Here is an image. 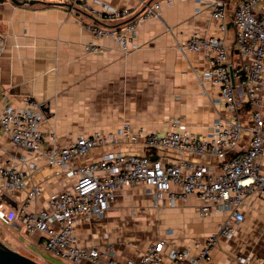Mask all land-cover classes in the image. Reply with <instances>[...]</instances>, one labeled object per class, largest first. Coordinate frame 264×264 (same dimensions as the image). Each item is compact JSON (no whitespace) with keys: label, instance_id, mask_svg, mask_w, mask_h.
Masks as SVG:
<instances>
[{"label":"crops","instance_id":"obj_1","mask_svg":"<svg viewBox=\"0 0 264 264\" xmlns=\"http://www.w3.org/2000/svg\"><path fill=\"white\" fill-rule=\"evenodd\" d=\"M106 1L133 9L131 15L108 23L112 26L130 20L145 7L141 0ZM226 1L225 31L210 9L203 7L198 11L194 0H174L170 6L163 2L161 17L147 20L140 27L136 38L140 48L126 53L113 38H98L88 31L84 23L91 19L89 14L72 11L70 0H39L23 5L0 0V30L5 38L0 56V108L8 102L22 106L25 98L39 102L44 114V148L67 144L96 130L113 131L123 122L132 128L163 131L176 117L197 136L207 137L214 121L224 113L216 99L219 88L200 82L210 66L205 52L183 53L177 43L194 34L219 36L230 46L233 61L249 60L233 50V14L239 0ZM257 9H264V2ZM92 41L101 46L99 52L85 50ZM107 149L95 148L86 158L76 161L99 159ZM114 149L144 151L141 146L120 145ZM161 157L166 162L176 161L166 153ZM191 157L218 162L214 156ZM0 163L17 166L28 183L26 190L15 192L0 187V210L19 207L33 185L40 186V193L28 209H49L50 196L71 189L76 182L75 177L58 173V168L45 157L18 147L1 125ZM260 163L264 172V151ZM202 202L197 195L184 200H157L143 182L125 184L104 216L77 218L76 238L82 246L103 251L112 247L120 260H139L150 244L161 239L166 241L165 254L171 248H179L198 256L201 246L196 242L202 243L215 233L227 216L225 211L202 215ZM243 213L245 217L236 234L232 238L221 236L214 247L215 264H236L239 255L251 256L252 264H264L261 193L253 192L247 198ZM0 238L40 262L45 260L44 251L64 260L46 250L42 233L28 232L20 220L11 224L0 220ZM198 264L209 263L203 260Z\"/></svg>","mask_w":264,"mask_h":264},{"label":"built area","instance_id":"obj_2","mask_svg":"<svg viewBox=\"0 0 264 264\" xmlns=\"http://www.w3.org/2000/svg\"><path fill=\"white\" fill-rule=\"evenodd\" d=\"M141 0L144 9L130 20L118 25L108 23L122 20L132 14L131 7H116L106 0H70L72 11H86L90 20L84 27L98 38H113L128 53L140 48L136 42L140 27L147 20L161 17L163 2L169 6L174 0ZM185 1V0H181ZM197 10L209 8L212 17L227 29L226 0H194ZM264 0H239L233 14L235 42L233 50L249 60L233 61L232 51L223 37L192 35L177 43V48L204 51L210 66L200 82L218 86V104L224 109L213 123L207 137H199L181 118H173L163 131L132 128L121 123L113 131L96 130L90 135H79L64 144L44 148L41 128L44 114L41 104L25 98L22 106L8 102L0 108V125L12 141L30 153L46 158L58 168V173L75 177L71 189L50 196L49 209L29 210V204L40 193L33 185L19 207L0 210V220L11 224L20 220L30 233L40 232L46 250L73 264H198L213 262V249L221 236L232 238L244 219L243 206L247 198L258 191L264 198V172L260 157L264 151V9L257 6ZM4 34L0 30V56L4 48ZM95 42L85 45L88 52H99ZM141 146L143 152L118 151L114 146ZM98 147L107 151L96 160L81 163ZM112 148V149H111ZM168 154L176 161L166 162L161 155ZM157 155L156 159L152 156ZM191 156H214L213 164ZM143 182L148 193L157 200L187 199L197 195L202 199L200 213L212 216L227 212L218 230L201 243L198 256L188 249L171 248L164 253L166 241L150 244L139 260L116 258L114 250L78 244L76 220L79 216H104L125 184ZM0 187L7 192L26 190L28 183L14 164L0 163ZM165 254V255H164ZM165 257L168 262H165ZM264 260V257L262 258ZM236 264H252V257L239 255Z\"/></svg>","mask_w":264,"mask_h":264},{"label":"water","instance_id":"obj_3","mask_svg":"<svg viewBox=\"0 0 264 264\" xmlns=\"http://www.w3.org/2000/svg\"><path fill=\"white\" fill-rule=\"evenodd\" d=\"M14 3L23 5V4H34L39 0H12ZM153 159H156L157 156H152ZM0 264H43L42 262L27 256L17 249L12 247L6 241L0 238Z\"/></svg>","mask_w":264,"mask_h":264},{"label":"rangeland","instance_id":"obj_4","mask_svg":"<svg viewBox=\"0 0 264 264\" xmlns=\"http://www.w3.org/2000/svg\"><path fill=\"white\" fill-rule=\"evenodd\" d=\"M16 249H18L21 252H24L21 248H19V246L17 247V245H16ZM43 253L44 254L42 255V257L45 259V260H41L43 264H60V262L63 263V264H70V263H67V261H64V260H61L59 258H56L55 256L51 255L48 252L44 251Z\"/></svg>","mask_w":264,"mask_h":264}]
</instances>
